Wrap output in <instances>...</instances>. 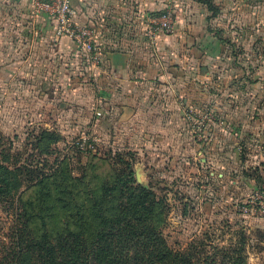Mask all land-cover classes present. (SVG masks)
<instances>
[{
    "label": "rangeland",
    "instance_id": "374dc122",
    "mask_svg": "<svg viewBox=\"0 0 264 264\" xmlns=\"http://www.w3.org/2000/svg\"><path fill=\"white\" fill-rule=\"evenodd\" d=\"M9 2L0 0V162L27 175L16 199L20 219L0 207V252L14 246L17 227L29 230L25 220L40 208L47 227L30 229L54 237L69 215H87L106 185L133 170L131 186L157 194L153 219L172 250L199 264H264V42H244L234 49L238 60H195L197 72L188 89L185 80L179 87L177 105L144 114L121 89L107 88L108 37L96 38L98 26L97 54L71 38L63 51L55 35L32 33ZM164 3L156 16L169 12L174 21L173 0ZM48 17L56 31L58 21ZM100 21L104 33L112 20ZM44 175L51 189L45 203L37 186ZM114 193L103 207L122 199ZM89 223L90 230L101 227Z\"/></svg>",
    "mask_w": 264,
    "mask_h": 264
},
{
    "label": "crops",
    "instance_id": "0c3cea01",
    "mask_svg": "<svg viewBox=\"0 0 264 264\" xmlns=\"http://www.w3.org/2000/svg\"><path fill=\"white\" fill-rule=\"evenodd\" d=\"M10 1L13 10L24 12L22 16L32 33L39 32L43 39L56 36L48 14H37L30 0ZM173 2L177 15L173 31H160L150 39L149 15L161 12L167 6L164 0H73L77 21L98 26L99 41L106 37L102 34L108 37L102 53L107 88L113 92L121 89L130 104L138 103L145 108L144 114L146 109L161 112L160 109L177 105L179 87L185 80L188 89L189 79L197 72L195 60L234 57L238 60L236 55L240 52L234 49L244 42H264V0H212L216 14L201 0ZM103 15L112 20L104 33L100 21ZM115 28L122 38H116ZM54 39L63 51L73 45L69 37ZM178 67L182 68L181 75ZM201 71L207 72V68Z\"/></svg>",
    "mask_w": 264,
    "mask_h": 264
},
{
    "label": "trees",
    "instance_id": "16d2710c",
    "mask_svg": "<svg viewBox=\"0 0 264 264\" xmlns=\"http://www.w3.org/2000/svg\"><path fill=\"white\" fill-rule=\"evenodd\" d=\"M201 2L217 13L212 0ZM133 173L132 170L126 178L119 174L115 187L108 184L98 198L95 196L96 210L88 214L85 211V215L79 209L69 215L65 230L51 232L54 237L46 232L38 236L35 230L30 229V225L37 224L41 228L47 227V217L40 208L32 218H26L29 230L20 231V227H17L14 246L0 252V264H30V259L31 264H199L193 260L192 254L178 253L168 246L162 230L156 224L158 218L153 219L158 215L157 194L144 186H131ZM25 175L21 167L0 162V207L6 208L9 215L18 216V219L21 209L16 199L24 185ZM45 177L39 178L37 183L40 194L38 200L43 203L51 200L44 197L48 193L43 196L44 190L51 192ZM65 189L67 191L69 188ZM114 192L122 199L116 205L108 202V207H103ZM31 205L33 210V203H24L23 209L27 210ZM90 219L99 221L101 227L96 231L90 230ZM73 227L78 229L74 230ZM89 238L90 244L87 243Z\"/></svg>",
    "mask_w": 264,
    "mask_h": 264
},
{
    "label": "built area",
    "instance_id": "2783aa9c",
    "mask_svg": "<svg viewBox=\"0 0 264 264\" xmlns=\"http://www.w3.org/2000/svg\"><path fill=\"white\" fill-rule=\"evenodd\" d=\"M40 12L48 13L58 21L56 37H69L79 50L97 54L95 32L93 27L82 25L77 21L78 12L73 0H31ZM149 38L153 39L158 32L169 33L174 29L172 15L149 16Z\"/></svg>",
    "mask_w": 264,
    "mask_h": 264
}]
</instances>
